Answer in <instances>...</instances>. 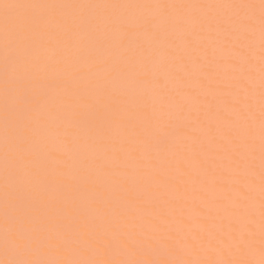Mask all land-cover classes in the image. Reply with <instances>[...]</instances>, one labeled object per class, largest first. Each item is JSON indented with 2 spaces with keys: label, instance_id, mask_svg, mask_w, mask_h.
Returning a JSON list of instances; mask_svg holds the SVG:
<instances>
[{
  "label": "rangeland",
  "instance_id": "obj_1",
  "mask_svg": "<svg viewBox=\"0 0 264 264\" xmlns=\"http://www.w3.org/2000/svg\"><path fill=\"white\" fill-rule=\"evenodd\" d=\"M9 60L39 69L0 138L27 264H264V0H0V125Z\"/></svg>",
  "mask_w": 264,
  "mask_h": 264
},
{
  "label": "clouds",
  "instance_id": "obj_2",
  "mask_svg": "<svg viewBox=\"0 0 264 264\" xmlns=\"http://www.w3.org/2000/svg\"><path fill=\"white\" fill-rule=\"evenodd\" d=\"M39 69L32 64H17L14 60H9L4 64L2 72L9 85L6 89L5 97L9 106V117L0 125V138L5 144L13 140L23 142V130L14 123L15 110H23L26 104L27 92L30 90L31 82L35 79ZM46 129V122L38 120L36 126L31 129L35 140L25 149L26 154L39 158V152L36 145L39 143L41 134ZM2 167H9V158L7 154L0 161ZM11 183L20 187H27L33 180L29 174L20 171ZM17 207L9 204L5 212V220L9 227L0 229V248H3L8 257V264H27L23 257L27 255L40 256L41 250L45 247L48 236L42 234L43 229L36 227L31 218L27 216H16ZM34 264H52L43 258H38Z\"/></svg>",
  "mask_w": 264,
  "mask_h": 264
},
{
  "label": "bare ground",
  "instance_id": "obj_3",
  "mask_svg": "<svg viewBox=\"0 0 264 264\" xmlns=\"http://www.w3.org/2000/svg\"><path fill=\"white\" fill-rule=\"evenodd\" d=\"M171 62H172V61H171ZM179 64H180V63H179ZM170 68H172V66H171ZM262 91H263V90H262ZM161 110H162V109H161ZM152 148H153V147H152ZM180 149H181V148H180ZM188 150H189V149H188ZM189 151H191V150H189ZM176 152H177V150H176ZM191 153H192V152H191ZM184 155H185V154H184ZM180 156H182V154H180ZM180 156H178V157H180ZM182 157H183V156H182ZM187 157H188V156H187ZM157 159H159V158H157ZM160 160H161V159H160ZM187 164H188V163H187ZM10 165H11V164H10ZM188 165H189V164H188ZM9 168H10V167H9ZM24 168H25V167H24ZM156 170H157V169H156ZM7 172H9V171H7ZM10 172H11V171H10ZM224 173H225V172H224ZM11 174H12V173H11ZM8 175H9V174H8ZM10 176H11V175H10ZM11 177H12V176H11ZM157 179H158V178H157ZM167 179H168V178H167ZM173 179L175 180V178H173ZM3 180H4V179H3ZM165 180H166V179H165ZM170 180H171V179H170ZM176 180H177V179H176ZM153 181H154V180H153ZM168 181H169V179H168ZM59 183H60V182H59ZM65 183H66V182H65ZM173 183H174V182H173ZM62 184H63V183H62ZM173 185H175V184H173ZM65 186H66V185H64V187H65ZM182 186H183V185H182ZM146 188H148V187H146ZM186 188H187V187H186ZM31 189H32V188H31ZM31 189H30V190H31ZM181 189H182V188H181ZM182 190H183V189H182ZM39 192H40V191H39ZM184 193H185V192H184ZM192 193H193V192H192ZM150 194H151V193H150ZM187 194H188V193H187ZM43 195H44V194H43ZM96 195H97V194H96ZM151 195H152V194H151ZM157 195H158V193H157ZM160 195H161V194H160ZM189 195H190V194H189ZM37 196H38V195H37ZM181 196H182V195H181ZM150 197H151V196H150ZM160 197H161V196H160ZM151 198H154V197H151ZM156 198H157V197H156ZM181 198H182V197H181ZM181 198H180V199H181ZM183 198H184V197H183ZM258 198H259V197H258ZM57 199H58V198H57ZM44 200H45V199H44ZM152 200H153V199H152ZM154 200H155V199H154ZM160 200H161V199H160ZM261 200H263V199H261ZM39 201H40V200H39ZM50 201H51V200H50ZM96 201H97V200H96ZM197 201H198V200H197ZM160 202H161V201H160ZM38 203H39V202H38ZM48 204H49V203H48ZM55 204H56V203H55ZM45 205H46V204H45ZM50 205H51V204H50ZM152 205H153V204H152ZM152 205H151V206H152ZM167 205H168V203H167ZM170 205H171V204H170ZM164 206H165V205H164ZM44 207H45V206H44ZM165 207H166V206H165ZM171 207H172V206H171ZM175 207H176V206H175ZM178 207H179V206H178ZM200 207H201V206H200ZM200 207H199V209H200ZM46 208H48V207H46ZM203 208H204V207H203ZM170 209H171V208H170ZM190 209L192 210V208H190ZM199 209H198V210H199ZM172 210H173V209H172ZM202 210H203V209H202ZM137 213H138V212H137ZM203 213H204V212H201L202 215H203ZM148 214H149V213H148ZM153 214H154V213H153ZM197 214H198V213H197ZM256 214H257V213H256ZM194 215H195V214H194ZM151 216H152V215H151ZM177 216H178V215H177ZM154 219H155V218H154ZM193 219H195V218H193ZM206 219H207V218H206ZM190 220H191V219H190ZM196 221H197V220H196ZM204 221H205V220H204ZM199 223H202V222H199ZM199 223H198V224H199ZM211 224H212V223H211ZM200 226H203V225L201 224ZM204 226H205V225H204ZM204 226H203V227H204ZM213 227H214V226H213ZM215 227H216V226H215ZM87 228H88V227H87ZM257 229H258V228H257ZM85 230H86V229H85ZM160 230H161V228H160ZM212 231H213V230H212ZM212 231H211L210 233L213 234L214 231H213V232H212ZM260 232H261V231H260ZM65 233H66V232H65ZM196 233H197V232H196ZM263 233H264V232H263ZM87 234H88V233H87ZM212 234H211V235H212ZM53 235H54V234H53ZM211 235H210V236H211ZM217 235H218V234H217ZM255 235H256V234H255ZM61 236H62V235H61ZM196 236H197V234H196ZM203 236H204V235H203ZM256 236H257V235H256ZM54 237L57 238L58 236H54ZM201 237H202V236H201ZM240 238H241V237H240ZM247 238H248V236H247ZM147 239H148V238H147ZM220 239H221V238H220ZM223 239H225V238H223ZM52 240H53V239H52ZM55 240H56V239H55ZM151 240H152V239H151ZM221 240H222V239H221ZM226 240H227V239H226ZM57 241H58V240H57ZM219 241H220V240H219ZM254 241H256V240H254ZM261 241H262V240H261ZM61 242H62V241H61ZM222 242H223V241H222ZM241 242H242V241H241ZM208 243H209V242H208ZM245 243H247V242H245ZM61 244H62V243H61ZM209 244H210V243H209ZM134 245H135V244H134ZM240 245H241V244H240ZM200 246H201V243H200ZM220 246H221V245H220ZM241 246H242V245H241ZM159 247H160V246H159ZM202 248H204V247H202ZM211 248H212V247H211ZM214 249H215V248H214ZM240 249H241V248H240ZM204 252H205V251H204ZM192 253H193V252H192ZM248 253H249V252H248ZM193 254H194V253H193ZM237 254H238V253H237ZM244 254H245V253H244ZM60 255H61V254H60ZM195 255H196V254H195ZM225 255H226V254H225ZM230 255H231V254H230ZM235 255H236V254H235ZM239 255H241V253H239ZM245 255H246V254H245ZM243 256H244V255H243ZM250 257H251V256H250ZM253 257H254V256H253ZM195 258H197V257H195ZM202 258H203V257H202ZM239 258H240V257H239ZM256 258H257V257H256ZM256 258H255V259H256ZM258 258H259V257H258ZM258 258H257V259H258ZM229 259H230V258H229ZM237 259H238V258H237ZM240 259H243V258H240ZM260 259H262V258H260ZM260 259H259V260H260ZM199 260H200V259H199ZM246 260L248 261V259H246ZM246 260L244 261V259H243V260H239V261H241V262L243 261L244 263H249V264L251 263V264H254V263L251 262V261L246 262ZM154 262H155V261H154ZM243 262H242V263H243ZM263 262H264V261H263ZM263 262H262V263H263ZM257 263H258V262H257ZM238 264H239V263H238Z\"/></svg>",
  "mask_w": 264,
  "mask_h": 264
}]
</instances>
